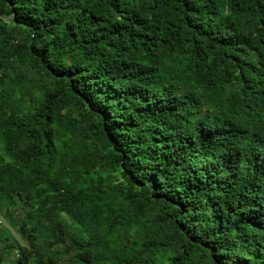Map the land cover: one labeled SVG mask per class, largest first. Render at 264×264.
I'll return each mask as SVG.
<instances>
[{
    "label": "trees",
    "instance_id": "trees-1",
    "mask_svg": "<svg viewBox=\"0 0 264 264\" xmlns=\"http://www.w3.org/2000/svg\"><path fill=\"white\" fill-rule=\"evenodd\" d=\"M0 264H264V0H0Z\"/></svg>",
    "mask_w": 264,
    "mask_h": 264
},
{
    "label": "rangeland",
    "instance_id": "rangeland-1",
    "mask_svg": "<svg viewBox=\"0 0 264 264\" xmlns=\"http://www.w3.org/2000/svg\"><path fill=\"white\" fill-rule=\"evenodd\" d=\"M0 220H2V221H3V223H4V219H3V218H0Z\"/></svg>",
    "mask_w": 264,
    "mask_h": 264
}]
</instances>
